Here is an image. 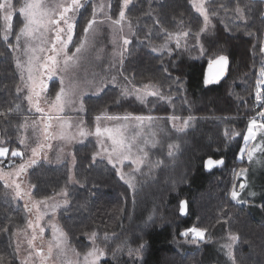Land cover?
I'll return each instance as SVG.
<instances>
[{"label":"trees","instance_id":"trees-1","mask_svg":"<svg viewBox=\"0 0 264 264\" xmlns=\"http://www.w3.org/2000/svg\"><path fill=\"white\" fill-rule=\"evenodd\" d=\"M22 2L14 0L17 8ZM221 4L225 8H221ZM237 6L243 9L247 26L245 20L236 18L234 9ZM213 9H216L217 15L213 16L211 30L194 38L203 24V17L189 0H132L125 13L135 27V34L121 67V76L134 78L132 82L137 86L155 85L166 94V100L151 96L146 103H142L134 97H123L117 86H108L101 94L85 98V118L89 126H94L95 117L104 113L110 116L128 113L145 116H217L225 121L233 119L235 126L229 124V127L237 128L238 135L227 142L224 137L226 133H222L220 141L216 138L218 141L205 146L206 155L200 157L199 164L192 167L195 173H185L183 184L177 187L176 192H171L166 186V206L163 198L160 200L162 204L152 213L150 209L140 210L130 186L122 182L115 168L104 160L93 162L95 145L91 142L75 147L74 173L78 183H68L69 168L66 165L56 166L42 159H36L37 163L23 173V180L36 186L33 191L36 198L50 197L69 187V214L66 215L69 223L64 219L63 223L78 248L85 250L87 244L82 240L92 232L109 233L123 239L122 244L133 249L143 244L135 264H232L224 250L220 251L214 246L215 242H209L222 224L226 232L229 230L240 237L234 250L237 264H264V195L257 215L246 205L233 201L228 194L233 185L232 169L249 167L247 156L240 158V150L248 123L261 110L255 100V84L263 56L259 46L264 36L261 17L264 2L214 0L209 12ZM119 10V0H113L111 16L114 19L118 18ZM92 11V1L89 0L77 22L74 44L83 34V27L91 18ZM22 25L23 17L16 13L12 21L13 34L5 42L0 14V112L11 110L7 118L0 116V139L4 140L0 145L9 148L8 158H0L4 159V164L0 166L9 163V159L17 158L11 157V150L20 148L18 127L27 113L22 96L16 91L21 79L8 47V43L15 42V34ZM185 31L189 32L185 51L180 52L175 44L169 45L171 51L152 50L168 41L167 33ZM248 32L253 35L249 36ZM178 54L185 61L174 64ZM218 55L228 57L227 73L218 82L205 84L208 62ZM57 83L56 80L51 83L50 97L54 96ZM253 143H256L255 147L257 142ZM208 157L223 158L224 164L206 171L204 160ZM16 160L19 162L20 158ZM4 185L0 179L2 264H6L8 234L4 228L11 224L22 225L27 210L7 200ZM182 199L189 204L187 217L179 214ZM224 219L228 220L227 224L223 223ZM218 220L221 222L218 223ZM190 227L208 229L205 235L209 241H200L198 247L187 245L181 233ZM217 251L221 258L215 255ZM111 253L112 250L101 264H133L126 251L124 254L117 253L116 259Z\"/></svg>","mask_w":264,"mask_h":264},{"label":"rangeland","instance_id":"rangeland-1","mask_svg":"<svg viewBox=\"0 0 264 264\" xmlns=\"http://www.w3.org/2000/svg\"><path fill=\"white\" fill-rule=\"evenodd\" d=\"M89 0H86L85 6L88 4ZM92 1V9L93 5H100V4H111V8L105 7V11L111 15L112 12V1L113 0H91ZM14 2V0H13ZM54 2V0H53ZM84 2V0H82ZM84 8L81 9V11ZM127 9H125L126 11ZM80 13L77 14V21H76V28H75V36L73 39V45L75 42V37L77 33V22L80 18ZM15 15V14H14ZM211 16V13H210ZM14 18V17H13ZM103 18V12L98 10V19ZM241 20V19H240ZM127 21L129 19L126 16V22L124 25V29L122 33H114L112 28L109 24L100 25L97 28V31L93 34L90 30L89 33V43L86 49L83 51L81 55V59L78 62V68L75 74L72 73L71 69L66 76V83L68 80H72L74 84L79 85L78 89V96L80 92L83 93L82 96H79L83 100V110H81V105L77 101L74 105H66L64 107L63 112H57L55 108L49 107L48 103H45V100H54L55 93L59 89H56L53 97L48 95L50 90L51 83L56 80L58 81V77H54L51 81L47 80V76L44 69H41V73H45L40 77H37V89L39 88V80L43 79L47 84L48 88L46 92L41 93L40 104L41 107L44 108V116H52L53 119L51 120L52 127L49 129V132L54 135L55 138H50L48 140L44 139V135L42 133L44 127V121L40 118L42 116L41 113L36 112L35 108L32 107L26 96L28 95V89L23 86V82L20 81L19 87L23 90L19 92L22 96V104L25 107L27 113L25 114L24 119L22 120L21 124H19L18 131H19V145L20 148L16 149L22 153L20 157L14 158L11 163H7L4 166H0L3 170L7 173L10 171H14L15 167L21 163H26L32 157V149L37 148L39 144H45L46 146L43 149H38L40 154L35 159H42L46 163L55 164L56 166H64L66 165L69 168V176H72V181H68L70 185L75 184L77 181L74 168H75V147L81 146L85 143L91 142L95 145L92 157L95 153L100 152L99 156H96L95 161L97 160H104L108 163L107 160V153L103 151L104 148H108L109 151L111 150V141L107 139V137H100L98 138L95 135H86L84 137L79 135V130L81 128L84 129L85 132H95V128L97 126V121L95 122L94 126H89L87 123V119L85 118V98L88 96H96L101 94L102 92L97 93L96 86L100 84L101 80L104 83V89L108 86L119 87L122 89L127 86L131 87L132 85L127 84L126 81L123 80V77L118 74V71L121 70V65L119 63L121 59V53H123V62L127 57L129 45H123V38H127L132 42V39L135 34V27L131 25V29H129L127 25ZM213 25V16H211V24L208 26V29L204 33H209ZM3 35V29H2ZM53 33H49V36H53ZM264 35V29H263ZM10 37V36H9ZM187 36H183L182 32L173 33L171 39H168L167 42H164L163 45L166 44L164 51L169 49L170 44H175L177 39L180 40V47L176 48L181 52L185 51L188 47ZM115 40V43L113 42ZM264 41V36L263 40ZM16 40L14 43L15 44ZM202 45L201 41L199 42ZM20 49L10 48L11 53L14 57L16 62L17 58L22 63H26L27 56L24 54V39L22 38L20 41ZM73 45H69V48L74 51ZM162 46V45H161ZM161 46H157L155 48L159 49ZM125 47L127 50L125 51ZM39 55L43 56L44 53H38ZM50 54V53H48ZM180 54V53H179ZM178 56L174 59V64H178L179 62L185 61L183 56ZM264 56V54H263ZM114 65V66H113ZM18 69V68H17ZM19 75L21 77V70L18 69ZM25 78H27V72L23 73ZM117 76V80L115 84L111 83V77ZM135 85V83H133ZM150 87L148 89H143V86H137L136 88L142 89V91H158L160 92L165 98L166 94L162 92L159 88L155 86L152 88V84H147ZM126 98L136 96L129 95L123 96ZM151 96H147L146 102ZM158 97V96H154ZM162 99L163 101L166 99ZM138 100V99H137ZM139 101V100H138ZM141 102V101H140ZM144 102V103H146ZM31 109V110H30ZM141 116L137 114H128L123 113L119 116ZM59 116L61 121L66 122L65 129L66 133L74 137L70 141L69 140H62L60 139V123L55 119V117ZM110 116V115H109ZM117 116V115H116ZM145 116V115H142ZM156 118L151 124L148 121H144L141 125L140 123L136 122L135 120H128V121H114V120H105L102 119L99 123L100 126L114 128L119 126V133L122 138H125L126 141H131L132 143V159H139L141 162L137 164H133L132 160H125L123 165L117 164L115 171L118 177L121 179L120 174H118V169L124 175V179H121L123 183L129 186V181L133 185L131 191L133 193V197L135 202L137 203V207L140 210L148 211L149 209L154 211L159 204L161 199L164 200V205L166 206V186H168L171 192H176L177 187L183 184V179L185 173H195V169H193V165H197L200 162V157L206 155L207 149L205 146H209V144L213 143L214 140L219 139L224 134L226 141L230 138H234L237 136L238 129H233L229 127V124L235 126L233 119H229L227 121L221 119L217 116H200V117H193L191 121H189L188 127L184 128L182 131H177L176 128H173V122L169 121L167 118L171 115H160V116H153L147 115ZM181 117V116H179ZM189 117V116H188ZM188 117H181L180 121H176L177 128L182 127L183 120ZM258 123H264L258 115L255 117ZM35 121V125L33 124ZM82 122V123H81ZM249 124V123H248ZM67 125H71L68 127ZM225 128V129H224ZM34 129H38L34 130ZM233 129V130H230ZM226 130V132H225ZM245 135H247V130ZM218 138V139H216ZM222 138V137H221ZM20 140H24V143L21 144ZM102 141L101 142H98ZM252 141L257 142L256 146L264 144L262 141V135L260 132H257L255 139L248 142L247 147L252 148L256 143L252 144ZM1 143H4L3 139H0ZM216 142V141H215ZM227 142H225L227 144ZM174 145L172 149H169L168 145ZM252 144V145H251ZM50 145L51 147H48ZM251 145V146H250ZM255 146V147H256ZM0 147H5L0 145ZM245 147V142L243 143L242 148ZM249 148V149H250ZM143 149V151H140ZM171 152V155H169ZM241 152V150H240ZM144 153H147L145 156ZM247 156L246 152L240 158L244 159ZM20 158V161L17 162ZM218 159V158H217ZM248 159V157H247ZM249 161V167L247 168V173L245 176H236L234 173L239 171L238 167L232 169L231 177L232 182L231 184H240L242 182L246 183L248 186L240 193V199L236 200L238 203L242 205H246L250 209L254 211L255 214H259L258 212L261 209V199L264 195V152L257 150L254 153L253 159ZM109 164V163H108ZM111 165V164H109ZM112 166V165H111ZM205 166V160H204ZM21 174L19 177L13 176L12 179H15L17 183L21 184V188L23 192L30 193L29 195H24L22 199L15 198V190L14 187H7L6 188V198L7 200L13 202V204L21 205L25 207L28 205L32 207V212H25V221L22 225L18 224H11L8 226L7 231V242H6V264H22L26 258L29 259V264H41L40 258L33 254L31 258H29V252H33L32 248L28 246V240L31 238L32 229L28 227V221L32 220L35 222L36 214H37V207H33L36 201L44 200L45 197L36 198L33 194L34 188L30 187V183L23 180ZM27 178V176H26ZM3 180V179H1ZM27 180V179H26ZM69 180V178H68ZM5 183V180H3ZM67 191L69 193V187H64L60 192L56 195L50 196L52 199L47 201L48 205L55 202H59L61 207H59L55 214H52L50 208L48 209V215L44 217L43 220L40 221V225L45 227V231L43 234V239L41 240L38 238L37 240L33 241V245L36 249H42L45 254H47L48 250V241L52 239V230L51 227L48 226V222L51 221L52 223H56L60 228L63 229L65 233H67V240L66 244L69 246L70 249H75L77 252L81 253L80 259L83 258V253L87 250H90L92 247V241L90 239L91 234L87 235L83 238V243L87 244L85 250L83 248H78L76 245L73 244L70 233L68 229L64 226L63 219L67 220L69 223V218L66 216L69 214V210L67 207L69 205V196L66 197L62 195L63 191ZM249 192H255L256 196H249ZM173 194V193H172ZM67 199L68 203L64 204L63 201ZM243 201V202H241ZM40 212H44L45 205L40 204L38 206ZM192 228V227H190ZM187 230V229H186ZM185 230V231H186ZM38 231V230H37ZM184 232V231H183ZM229 230H225L223 225L221 224L216 231L214 238L209 241V239L205 235V239L203 241H209L210 243L215 242L217 248L220 251L224 250L227 255V249L223 247L224 244L228 243L227 237L229 234ZM232 233V232H231ZM96 243L105 248L107 255L103 257L100 261V264L103 259H106L110 256V251L117 248V246L122 245L123 239L117 238L113 236V234L105 233L99 234L96 232ZM215 239V240H214ZM182 240L187 245L198 247L200 245V241L193 242L192 236L189 234L188 237H184ZM115 243V244H114ZM238 243V242H237ZM236 244L233 245L232 251L234 254V250ZM17 245H19V250L17 251ZM83 250V251H82ZM219 251L215 253V255L221 258ZM222 254V252H221ZM72 259L75 260L73 253L70 250H66L65 255H58V250L53 248L52 257L46 261V264H64L65 259ZM231 261V260H230ZM213 262H216L213 260ZM214 264V263H212Z\"/></svg>","mask_w":264,"mask_h":264},{"label":"snow or ice","instance_id":"snow-or-ice-1","mask_svg":"<svg viewBox=\"0 0 264 264\" xmlns=\"http://www.w3.org/2000/svg\"><path fill=\"white\" fill-rule=\"evenodd\" d=\"M86 0L82 2V0H23L20 6L17 8V5L13 2V0H0V14H2L3 19V39L5 42L8 41L9 36L13 34L12 21L14 14L19 13L23 17V25L19 28V31L15 34L16 43H8L9 48H14L19 50L21 45L20 41L24 39V54L28 57L26 63H22L19 58L16 60V67L21 70V81L23 82V86L28 89V95L26 99L29 104L35 108L36 112L42 114L41 120L44 121V127L42 133L44 135V139L48 140L50 138H55L52 133L49 132V129L52 127L51 120L52 116H44V108L41 107L40 98L41 93L46 92L48 88V84L43 80H39V88L37 89V77L42 76L46 73L47 80L51 81L54 77H58L59 89L55 93L54 100H45V103L49 104L50 109L55 108L57 112H63L64 107L66 105H74L77 101L81 105V110H83V100L79 98L83 93L80 92L78 96L79 85L74 84L72 80H68L66 83V76L71 69L72 73L75 74L78 68V62L81 59V55L83 51L86 49L89 43V33L90 30L94 34L97 31V28L103 24H109L114 33H122L124 29V25L126 22V13L125 9H128L129 5L132 3V0H119L120 10L118 14V18H113L108 12L105 11V7L111 8V4H100L93 5V11L91 18L87 20L86 25L83 27V34L79 37L77 43L73 45V39L75 36V28L77 21V14L80 13L81 9L84 8ZM189 2L193 5L195 11L199 13L200 16L203 17V24L199 28V31L194 34V38L199 37L200 33H204L208 26L211 24V16H216L217 11L213 9L211 11V16L209 12V7L214 3V0H189ZM264 2V0H261ZM221 8H225V5L221 4ZM98 10L103 12V18L98 19ZM226 10V9H225ZM234 12L237 14V19L245 20L246 26L247 21L244 16V11L239 6L235 7ZM151 16V12L148 13ZM262 23H264V13H261ZM159 23V21H157ZM127 25L129 29H131V22L127 21ZM49 33H53V36H49ZM183 36H188L189 32H182ZM248 35H253L252 32H248ZM173 36L172 33H167L168 39H171ZM115 43V40L113 41ZM131 43V41L127 38H123V45L127 46ZM69 45H73L74 51L69 48ZM176 46L180 47V40L177 39ZM165 45H162L159 49L153 48L152 50L163 52ZM256 46H254L255 48ZM125 51L127 48L125 47ZM203 46H201V52H203ZM259 52L264 54V41L260 43ZM38 53H44L45 55L41 56ZM50 53V54H48ZM171 54V53H169ZM121 67L123 66V53H121V59L119 61ZM228 64V57L225 55H218L214 59H210L208 62V74L205 77V84H212L214 82H218L220 77L224 74L226 66ZM114 66V65H113ZM41 69L45 70V73H41ZM27 72V78L23 75L24 72ZM167 72V69H164ZM119 75H123L122 72L118 71ZM133 79H130L128 76H123V80L127 82V84L132 85L131 87L125 86L122 91V96L135 95L136 99L141 101L142 103L146 102L147 96H158L160 99H164L165 97L158 91H142L140 88H136L133 84ZM117 80V76L111 77V83L115 84ZM104 81L101 80L100 84L96 86L97 93L102 92L104 90ZM150 86L145 84L143 85V89H148ZM152 88H155V85H151ZM256 93L255 100L257 105L261 108L258 112V116L264 120V56H262L260 61V67L258 71V78L255 84ZM23 89L21 87H17V93L21 92ZM31 110V109H30ZM11 110L8 112H0V116L5 118L10 115ZM58 121H61L59 116L55 117ZM102 119L105 120H114V121H128L135 120L136 122L143 124L144 121H148L150 124L156 119L152 116H109L106 113L98 115L95 117L97 121V126L95 128V132H85L83 128L79 130V135L84 137L86 135H95L98 138L107 137L108 140L111 141V150L108 148H104L103 151L107 153L108 163L112 165L113 168L117 167V164L123 165L125 160H132L133 164H137L141 162L139 159H132V143L131 141H126L125 138H122L119 133V126L114 128L101 127L100 121ZM169 121L173 122V128H176L177 131H182L184 128L188 127L189 121L193 119V117L189 116L188 118L183 120L182 127L177 128L176 121H180L181 117L177 115H171L167 118ZM82 123V122H81ZM35 125V121H33ZM66 122L61 121L60 123V139L62 140H71L74 137L69 136L65 129ZM70 127L71 125H67ZM39 131L38 129H34ZM257 132H260L262 135V141H264V123H258L255 118L251 119L247 126V135L243 137L245 142V147L241 149V156L246 152L248 159L251 161L253 159L254 153L259 150L264 152V144L253 147L249 149L247 144L249 141L255 139ZM238 135V133H237ZM101 142L102 141H99ZM20 143L23 144L24 140H20ZM46 145L39 144L37 148L32 149V157L26 163H21L15 167L14 171L5 172L3 168H0V179L5 180V187H14L15 190V198L22 199L24 195H29L30 193L23 192L21 188V184L17 183L15 179H12L13 176L19 177L21 174L26 173L27 168L35 165L37 160L34 157H37L40 152L38 149H43ZM51 147L50 145H47ZM169 149H172L174 145L169 144ZM140 151H143L141 149ZM9 148L8 147H0V158H8ZM22 153L16 149L11 150V157H20ZM100 152H97L93 155V162H95L96 156H99ZM146 156L147 153H144ZM171 155V152H169ZM9 163L11 160L9 159ZM4 164V159H0V165ZM223 160H213L209 158L206 161V168L212 169L215 165H222ZM247 173V169H240L238 172L234 174L236 176H245ZM118 174H120L121 179H124V175L118 169ZM69 181H72V176H69ZM79 182V181H75ZM129 186L133 185L129 181ZM248 185L246 183H240L238 186L236 184L232 185L231 191L228 193L233 201L240 199V193L244 191V189ZM30 187L35 188V185H30ZM63 196H67V191L62 192ZM249 196H256L255 192H249ZM52 199L51 197H45L44 200L36 201L33 207H37L38 211L36 214L35 222L32 220L28 221V227L32 229L31 238L28 240L29 248L33 249V252H29V258L33 254L40 258L41 264H46V261L52 257L53 248L58 250V255H65L66 250H70L75 260L65 259L64 264H100V261L103 257L107 255L105 248L99 246L96 243V232H92L90 239L92 241V247L90 250H87L83 253L82 260L80 259L81 253L77 252L75 249H70L66 244L67 233L63 231L56 223L48 222V226L51 227L52 230V239L48 241V250L47 254L43 252L42 249H36L33 245V241L40 238L43 239V234L45 231V227L40 225V221L44 219L46 215H48V209L52 214H55L56 210L61 207L59 202H55L48 205L47 201ZM243 202V201H241ZM64 204H67L68 201L65 199L63 201ZM40 204L45 205V211L40 212L38 206ZM28 212H32V207L25 205ZM186 202L182 201L180 204V212L182 214L186 213ZM264 207V205H262ZM218 223L221 221H217ZM223 223L227 224L228 220L224 219ZM38 230V231H37ZM4 231L7 232L8 229L4 228ZM208 231L206 228L201 227H192L182 232L181 235L184 237H188L189 234L192 236V241H203L205 239V234ZM228 243L224 244L223 247L226 248L227 255L231 260L232 264H237L236 257L233 254L232 248L233 245L236 244L240 237L234 233L229 232L227 237ZM246 242V241H245ZM143 248V244L139 247L133 249L130 246L125 244L117 246L111 253L113 259H116L117 253L124 254L126 251L127 256L133 260V264H135L136 259L140 256L141 250ZM19 250V245H17V251ZM0 264H2V259H0ZM22 264H29V259L26 258L22 261Z\"/></svg>","mask_w":264,"mask_h":264},{"label":"water","instance_id":"water-1","mask_svg":"<svg viewBox=\"0 0 264 264\" xmlns=\"http://www.w3.org/2000/svg\"><path fill=\"white\" fill-rule=\"evenodd\" d=\"M227 66H228V64H227ZM227 66H226V69H225L224 74L220 77V79L223 78V77L225 76V74L227 73ZM207 74H208V67H207L206 76H207ZM220 79H219V80H220ZM209 158H211V159H213V160H223V164H224V159H223V158H218V159H217V158H214V157H208V158H206V160H205V170H206V171H211V170L214 169L215 167H220V166L223 165V164H222V165H215V166H213L212 169L209 170V169L206 168V161H207ZM241 183H244V182L241 181ZM182 201L186 202V205H187V207H186V213H185V214H182V213L180 212V206H179V214H180V216H182V217H187V216H188V213H189V204H188V201H187L186 199H182L181 202H182ZM181 202H180V204H181ZM180 204H179V205H180Z\"/></svg>","mask_w":264,"mask_h":264},{"label":"flooded vegetation","instance_id":"flooded-vegetation-1","mask_svg":"<svg viewBox=\"0 0 264 264\" xmlns=\"http://www.w3.org/2000/svg\"><path fill=\"white\" fill-rule=\"evenodd\" d=\"M241 182V181H240Z\"/></svg>","mask_w":264,"mask_h":264}]
</instances>
